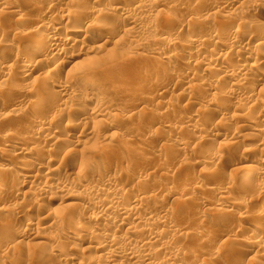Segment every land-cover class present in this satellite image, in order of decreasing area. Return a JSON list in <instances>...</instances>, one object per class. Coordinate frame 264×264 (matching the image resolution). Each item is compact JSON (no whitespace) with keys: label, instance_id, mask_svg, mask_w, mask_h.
Listing matches in <instances>:
<instances>
[{"label":"rangeland","instance_id":"obj_1","mask_svg":"<svg viewBox=\"0 0 264 264\" xmlns=\"http://www.w3.org/2000/svg\"><path fill=\"white\" fill-rule=\"evenodd\" d=\"M144 1L52 0L51 8L49 7L43 12L42 7L36 9L38 3L36 4L35 1L0 0V49L3 47L2 50L5 51L3 61L7 65L14 63V70L19 71L21 68L20 65H17L19 63L14 58L12 51L10 52L9 48L6 47L7 45L22 42L29 36V38L38 40L42 38V41H45L49 36V30L52 29L56 31L59 28L57 33L59 32L58 34L62 37L63 32L70 31L71 28V31L76 28L75 31L78 32L75 38L76 42L70 45L69 49L64 51L59 59V62H65L66 69L59 73H52L50 76L52 80L49 79L50 83L58 82V85L65 86L63 93H61L63 96L53 97L54 99L49 100V104L43 103L42 105L41 102L38 108L36 107V113L32 115V117H44L46 122H53L54 126L57 127L55 141L50 142L41 133L35 135L33 127L27 125L25 121L22 122L24 128L18 129L20 133L16 130V121L5 118L6 120L0 121V136L13 133L16 130L14 134L17 132L19 136L20 133V137L28 139L25 146L18 147H22L26 152H32L35 156L28 158L25 155L22 160L17 161L15 159L16 162L13 160L4 161L10 155L8 152L15 150L16 147L13 149L1 147L0 144V148L4 152L1 154L2 156L0 155V165L9 169L8 171L5 169L6 173H14L16 168L20 166L32 165L28 173L41 178L48 168L53 167L52 169L56 168L57 172L51 174L50 184L55 185L64 177L72 180L75 186L80 184L71 189L70 192H63L62 189L60 192V189L55 186L54 191L51 190L44 198L41 197L42 199L36 200L32 197L33 195H30L32 190L27 188L15 195L16 198L13 202H11L13 198L9 201L10 197L7 195L9 198L5 197L6 199L1 205L8 207V209L17 210L16 212L20 210L22 217L15 218L11 210L6 215H0V264H64L66 260L70 264H103L105 261L103 251L98 253L81 251V248L78 247V241H75V246L67 243L64 234L73 233L77 230L69 227L71 221L81 222L87 228L96 229V232L103 229L113 234L119 241H123L124 245L130 244L133 248H138L139 251L134 253L136 257L141 256L142 248L139 246L146 244L149 234L157 233L160 244L148 242L144 247V250H149L152 253L150 262L155 264H162L161 262L165 261L166 255L170 252L178 255L177 261L173 264H264V259L260 257L264 251L258 252L257 248H253L245 242L246 238L253 232L259 234L264 232V192L260 191L263 190L261 188L264 187V180L260 181L257 176L254 178V174H251V176L248 175L247 186L237 182V178L240 177L241 170L245 166L241 161L244 158L243 151H251L250 162L255 163L258 160V139L260 136L258 137L256 130L264 128V122L261 121L262 117H260L264 111L254 104V99H260L264 96V76L263 79L258 80L256 76H250V78L237 73L225 79L219 71L204 69L205 64H210L212 67L218 66L216 54H222L223 51L229 54L227 56L226 53L224 59H219V61H223L222 64L224 65L222 66L228 64L237 67L255 63L254 65L260 74L264 75V60H262L264 59V47H260L262 49H258L257 53L254 52L256 56H251L248 59L245 54L249 48L253 50L254 47L252 48L253 42L249 43L246 37L239 35L237 38V41L239 40L238 46H242V49L237 47L230 50L222 35L212 40L210 34V31L216 30L219 33H226V37L227 35L230 36L242 23L243 27L241 26V28H244V31L241 30L247 33V36L255 35L257 28L250 22L264 19V0H253L254 2L252 0H239L236 3L232 2L234 0H224L228 11L225 10L222 13L210 10V8L215 7V5L219 6L223 0ZM115 4L120 6L122 10L125 8L123 11L126 12H131L137 4H142L140 10L136 11L137 13L134 11L131 13L137 18L139 25L136 27L138 28L137 33L129 35L127 30L130 26L125 22H119L120 19L118 16L116 17L115 12L106 10L111 9L110 7L115 6ZM230 5L232 9L229 7ZM235 7L236 9H234ZM70 9H75L74 13L76 10V13L81 12L79 14L80 19L62 20L60 15ZM35 24H38L39 30ZM154 24L157 26L155 31L152 29ZM260 25L264 27V21H261ZM167 28L172 30L174 36L171 35L172 43L165 45L162 44L161 38H163L162 35ZM261 31L264 30L261 29ZM261 31L256 34L263 33ZM92 34L95 35V38ZM86 35L92 37L91 43L86 42L87 53L80 51L83 56H78L79 58L75 59L80 61V66L70 70L69 56L74 54L77 56L78 49L81 47L83 49V45L81 46L79 43L85 41ZM187 36H198L202 40H207L204 41L202 53L199 52L200 54L197 55V47L184 42ZM98 37H103L104 41L109 43H103ZM82 39L83 41H81ZM131 39L139 40L144 48L133 46L129 42ZM218 39L223 40L224 44L221 40L219 41L222 47L221 44L219 46ZM182 42L183 45H181ZM159 49H162L163 56L160 60L153 53ZM235 50L236 52L239 51L236 54H243L238 56L234 54ZM175 53L187 55L192 62L190 60L188 65L179 61L178 69L169 64L168 67L165 63ZM204 55L206 59L203 60L201 57ZM235 55L236 57H234ZM255 58L257 60H254ZM39 60L41 58L36 60L37 65L34 64L35 62L33 63L34 66L37 67L40 63L42 65L40 64L38 67L47 66L48 58L44 62H38ZM33 64H29L30 67ZM162 66L167 67L165 69ZM217 66L215 68H218ZM39 69L25 83L33 87L38 79L41 70ZM183 69H188V71L185 70L186 73H189L186 75L188 80H185L186 76L182 80L174 77L176 70L184 71ZM16 72L13 71L11 76L15 75ZM168 73L169 75H167ZM157 74H162L164 77L165 84L163 85L166 86L165 89L167 90L164 89L162 94L157 90L161 82L159 84L152 83ZM239 77L245 79L247 77L252 79L249 82L253 81L250 84L251 88L248 87L249 85L247 86V91L250 92L242 94V100L240 97L243 91L235 90ZM13 80L14 78L8 81L9 83L12 81L10 86L9 83L7 84L10 88L15 82ZM2 83L0 87H3L5 82ZM63 83L65 84L63 85ZM189 83L193 85L194 89L191 93L186 94L182 91ZM74 91L78 92L77 100L73 98L72 101L69 100L71 97L66 98ZM247 91L245 90V92ZM19 94L24 98H21ZM30 94L24 93L23 95L16 89L11 92L12 96L10 95V97H14L13 99L18 103L23 99L22 106L31 107L35 106L37 99L29 101ZM87 95L97 96L107 106V117L98 119L102 122L98 120L96 122L91 115L90 109L93 105L88 104L83 106L84 108L81 106L80 99L87 97ZM250 95L253 96L251 101L247 98ZM190 98H194L197 104L189 102ZM213 99L222 101L220 107L213 108L207 105L206 102ZM47 105L49 109L46 110ZM51 105L53 109H50ZM153 111L164 112L163 120L161 119L159 124L154 126L156 129L158 126L159 128L162 126L161 128H164L162 131L165 133L157 132L154 126L146 125V128L145 125H141L142 127L138 125L136 128L135 119L143 118V116V119L147 117L150 119L154 114ZM202 114H206V117H202ZM233 114L235 119L229 117ZM183 115L190 117L199 126V130H194L190 125L184 123ZM226 116L228 118H225ZM9 121H12L11 124L9 123L10 125L8 124ZM69 121L72 123L69 124ZM241 125H244V128L237 132L236 128ZM90 130L94 134L90 132V135H86L85 133ZM152 131H156L158 135ZM215 132L218 133V136H215ZM232 138H235L237 144H231ZM261 139L262 137L259 140ZM180 143H183V147L179 149L177 145ZM45 154L46 156H44ZM157 158L163 163H156ZM36 164L37 166H35ZM103 165L109 166V175L116 178V190L121 188L128 195L143 192L147 198L149 195H154L153 197L150 196L152 200L149 199L148 202H144L135 215H127L124 221H120V216L116 217V213L112 215L115 216L113 218L114 223H110L111 221L109 223L99 222L100 225L92 221L86 210L83 213L81 205L85 202L92 204V201L104 199L102 192L89 191L92 186L104 183V179L94 177L93 172L97 167ZM80 166H87L88 172L86 174L79 172L80 168L78 169V167ZM31 169L32 171H30ZM36 172L38 173L36 174ZM69 174L70 177L68 178ZM259 181L262 183H258ZM218 192L224 193L220 195ZM220 196L224 200H221ZM78 204L80 207L77 206ZM90 208L91 211H88L90 216L98 214V212V216H101L102 212L96 207L91 206L88 209ZM148 213L153 218L163 217L170 213L169 227L160 226L159 228L153 224L145 227L144 221L146 222ZM138 217H140L139 220H137ZM26 220L31 224L28 225ZM120 223L122 224L121 232L128 229L134 231V236L128 239L122 235L120 237L121 232L115 227ZM98 227L101 229L99 230ZM176 229L181 231V234L174 236L173 231H177ZM198 232L205 233V236L203 240L195 242L197 244L194 245V240L191 241L188 238L192 239V236ZM141 242L145 243L141 244ZM164 245L167 247L165 248ZM245 250L247 251L245 252ZM257 253L259 257H257ZM254 255L256 257H253ZM122 257H119L121 259L118 261L119 264L132 263V261Z\"/></svg>","mask_w":264,"mask_h":264},{"label":"bare ground","instance_id":"obj_2","mask_svg":"<svg viewBox=\"0 0 264 264\" xmlns=\"http://www.w3.org/2000/svg\"><path fill=\"white\" fill-rule=\"evenodd\" d=\"M31 1H35L36 2V4L38 3V6H36V9H37V7H42L41 9H43V12H44V10H48V8L52 5L51 4V1L52 0H31ZM58 1V0H57ZM95 1H97V2H99V1H101V0H95ZM111 1V0H110ZM118 1V0H117ZM120 1V0H119ZM122 1V0H121ZM146 2L148 1H150V0H145ZM144 1V2H145ZM205 1H207V0H205ZM236 1H239V0H234V1H232V2H234V3H236ZM253 1V0H252ZM255 1V0H254ZM253 1V2H254ZM17 2V1H16ZM56 2V1H55ZM139 2V1H138ZM221 2V1H220ZM229 3H230V1H228ZM244 2V1H243ZM248 2V1H247ZM252 2V3H253ZM63 3V2H62ZM83 3V2H82ZM95 3V2H94ZM184 3V2H183ZM216 3V2H215ZM238 3V2H237ZM240 3V2H239ZM5 4V3H4ZM54 4V3H53ZM57 4H59V3H57ZM175 4V3H174ZM220 4V3H219ZM231 4H233V3H231ZM243 4V3H242ZM255 4V3H254ZM9 5V4H8ZM40 5V6H39ZM42 5V6H41ZM67 5V4H66ZM78 5V4H77ZM181 5V4H180ZM229 5V4H228ZM251 5V4H250ZM253 5V4H252ZM7 6V5H6ZM84 6V5H83ZM211 6H213V5H211ZM235 6V5H234ZM233 6V7H234ZM239 6H240V4H239ZM244 6V5H243ZM248 6V5H247ZM258 6V5H257ZM15 7V6H14ZM54 7V6H53ZM56 7V6H55ZM142 7V4H137L135 7H134V9L132 10V11H134V13L136 12V11H138V10H140V8ZM231 9H232V7H231V5L229 6ZM237 8H238V5L236 6ZM236 7L234 8V9H236ZM51 8V7H50ZM76 8V7H75ZM78 8V7H77ZM83 8H85V7H83ZM92 8V7H91ZM111 9H106V10H108V11H111V12H115L116 13V17L118 16V18L120 19V20H118L119 22L120 21H122V22H125L127 25H129L130 26V28L127 30V32L129 33V35L131 34H135V33H137L138 31V28H136L137 26H139L138 25V23H137V18H135L131 13H132V11L131 12H126V11H123V10H125V8L122 10L121 9V7L120 6H117L116 4H115V6H113V7H110ZM239 8H241V7H239ZM7 9V8H6ZM10 9V8H9ZM39 9V8H38ZM40 9V10H41ZM73 9V8H72ZM72 9H70V10H72ZM68 11V12H63V14H61L60 16H61V19L62 20H78V19H80L79 18V14H81V12H77L76 13V11H75V13L73 12L74 10H72V11ZM91 10V9H90ZM210 10H215L216 12H220V13H222V12H224L225 10H227V5H225V2H224V0H223V2L219 5V6H216L215 5V7H211L210 8ZM240 10V9H239ZM88 11H89V9H88ZM176 11V10H175ZM188 11V10H187ZM228 11V10H227ZM235 11V10H234ZM252 11V10H251ZM39 12V11H38ZM42 12V13H43ZM46 12V11H45ZM48 12V11H47ZM84 12V11H83ZM92 12V11H91ZM90 12V14H92ZM137 13V12H136ZM232 13V12H231ZM234 13V12H233ZM40 14V13H39ZM48 14H49V12H48ZM97 14V13H96ZM170 14H171V12H170ZM175 14V13H174ZM102 15V14H101ZM169 15V14H168ZM232 15V14H231ZM82 17H83V15H82ZM155 17V16H154ZM241 17V16H240ZM239 17V18H240ZM229 18V17H228ZM236 18H237V16H236ZM18 20V19H17ZM36 21V20H35ZM103 21V20H102ZM164 21V20H163ZM230 21H231V19H230ZM261 21H264V19H262V20H260V21H253L252 23L250 22V24L251 25H254V27L255 28H257V30L258 31H261V29L262 30H264V27H261ZM40 22V21H39ZM153 23V22H152ZM190 23V22H189ZM227 23V22H226ZM95 24V23H94ZM104 24V23H103ZM196 24V23H195ZM199 24V23H198ZM212 24V23H211ZM263 24V23H262ZM36 25V24H35ZM220 25V24H219ZM243 25H244V23H243ZM36 26H38V24L36 25ZM88 26V25H87ZM86 26V27H87ZM241 26H242V23H241V25H240V27H236L237 29L235 30V32L232 34V35H230V36H228L227 35V37H226V33H219V31L217 32L216 30L215 31H210L211 33V36H212V40H215V39H217L218 37H220L221 35H222V37L224 38V41H225V43L227 42V45H228V47H229V49L231 50H233V49H235V48H237V47H239V48H241L242 49V46L240 47V46H238L239 44H238V41H237V38L239 37V35H241V36H244V37H246V39H247V41L249 42V43H251V42H253V45H252V48L254 47V49L253 50H250V48H249V50L246 52L247 54H245V56L249 59V58H251V56H256V54L254 53V52H258L259 50L258 49H262V48H260V47H264L263 45H264V31H261V32H263V33H260V34H256L258 31L256 30V33H255V35L253 34V36H247L246 34L247 33H244L243 31V29L244 28H241ZM246 26V25H245ZM263 26V25H262ZM243 27V26H242ZM253 27V26H252ZM35 28V27H34ZM39 28V26L37 27V29ZM40 28H41V25H40ZM43 28V27H42ZM88 28H89V26H88ZM87 28V29H88ZM105 28H107V27H105ZM179 28V27H178ZM250 28V27H249ZM36 29V28H35ZM49 29V28H48ZM72 29V28H71ZM71 29H70V31L69 30H67V31H64L63 33V37L60 35V34H58L57 33V30H59V28L55 31V29H52V30H49L50 32L48 33L49 34V36L46 38V40L45 41H42V38L40 39L39 38V40L38 39H36V38H27L26 40H24V41H20V42H16V43H12V44H10V45H5L6 47H8L9 48V51L11 52L12 51V53L14 54V58L16 59V61L19 63V64H17V65H20V68H21V70H14L15 69V66L13 67V65H15L14 63H13V65H7L4 61H3V57H4V53H5V51L4 50H2L3 49V47H2V49H0V85H1V83L2 82H5L4 83V86L3 87H0V121L1 120H3V119H5V118H10L11 120H13V121H16V126H17V131H19V130H21L20 128H24V123H23V125H22V122H24L25 121V123L27 124V125H29V126H31V127H33L32 129L34 130V134L35 135H38V134H36V133H41V135H44L43 137L45 138H47V140H49L50 142H53V141H55V139H56V129H57V127L56 126H54V124H53V122H46L45 121V118L43 117V118H40V117H32V115H34L35 113H36V109L38 108V105L42 102V105H43V103H50L49 102V100L50 99H52L53 97L55 98L56 96L57 97H59V95H60V97H61V93H63V88L65 87H63V86H60V85H62V84H60V85H58L56 82H53V83H50L49 82V79H51L50 78V76H52L51 74L53 73H59V72H62V71H64L65 69H66V67H65V62H59V59L61 58V56H62V54H63V52L64 51H66V50H68L69 49V47H70V45H72L74 42H76V40H75V38H76V35H77V33L78 32H76L75 31V29H73L74 31H71ZM86 29V28H85ZM92 29V28H91ZM109 29V28H108ZM153 31H155L156 29H157V26L154 24V26H153ZM160 29V28H159ZM202 29V28H201ZM243 31H242V30ZM39 30V29H38ZM45 30H46V28H45ZM249 30V29H248ZM35 31V30H34ZM33 31V32H34ZM37 31V30H36ZM40 31H42L41 29H40ZM202 31V30H201ZM253 31V30H252ZM255 31V30H254ZM62 32V31H61ZM82 32V31H81ZM85 32V31H84ZM250 32V31H249ZM127 33V34H128ZM36 34V33H35ZM124 34V33H123ZM31 35H33V34H31ZM164 35V36H163ZM163 35H162V37L163 38H161V42H162V44H169L170 42L172 43V36L171 35H173L174 36V34H172V30L171 29H169V28H167L166 29V32H164L163 33ZM51 36V38H49ZM92 36H94V38H95V35L94 34H92ZM123 36V35H122ZM208 36V35H207ZM31 37H33V36H31ZM222 37H221V39H222ZM99 38V37H98ZM135 38V37H134ZM85 41H83V39L81 40V41H83V42H81V44L79 43V45H83V49H82V47H81V49H78L79 50V52L80 51H84V52H86V50H88V48L86 47V45H87V43L89 44V43H91V40H92V37L91 36H85ZM97 39V38H96ZM221 39H218V42L221 40ZM99 40H101L103 43H109V42H105L104 40V38L103 37H100L99 38ZM122 40V39H121ZM77 41H79V40H77ZM204 41H207V40H205V39H200L198 36L197 37H186L185 39H184V42L185 43H190L191 45H193V46H195V47H197V49H198V51H197V55H199L200 53L199 52H201L202 51V48H204V45H205V42ZM211 41V40H210ZM222 41V44H224V42H223V40H221ZM4 42V41H3ZM80 42V41H79ZM87 42V43H86ZM133 46H135V47H137V48H141V47H143L144 48V45L142 44V43H140L139 42V40H135V39H131L130 41H129ZM128 42V43H129ZM145 42V41H144ZM179 42H180V40H179ZM212 42V41H211ZM217 42V41H216ZM217 42V43H218ZM247 42V43H248ZM127 43V44H128ZM170 43V44H171ZM214 43H215V41H214ZM176 44H178V43H176ZM220 42H219V46H220ZM222 44H221V47H222ZM106 45V44H105ZM143 45V46H142ZM146 45V44H145ZM180 45V44H179ZM181 45H183V42H182V44ZM224 46V45H223ZM72 47V46H71ZM77 47V46H76ZM146 47V46H145ZM181 47V46H180ZM251 47V46H250ZM7 48V49H8ZM225 48V47H224ZM91 49H93V48H91ZM77 50V49H76ZM238 50V49H237ZM263 50H264V48H263ZM90 51V50H89ZM262 51V50H261ZM71 52V51H70ZM79 52H76V53H78L77 54V56L75 55H70L69 56V60H70V70H71V68H78V65H79V63H80V61L78 62L77 60H75L78 56H83V54H81V52L79 53ZM164 52V51H163ZM188 52V51H187ZM219 52V51H218ZM237 52H239V51H237ZM236 52V50H235V52H234V54H236L237 53ZM256 52V53H257ZM83 53V52H82ZM87 53V52H86ZM157 57H158V59L160 60L163 56H162V49H159V51H154L153 52ZM199 53V54H198ZM202 53V52H201ZM226 53H227V56H228V52H223L222 51V54H216V57L218 56V61H216V62H219V65L217 66V65H215V66H217L218 68H215V66L214 67H212L210 64H205L206 66H205V70H207L208 68H209V70H213V71H219V73L222 75V77H224L225 79H227V78H230V77H232L234 74L236 75L237 73H241L242 75H244V76H247V77H250V76H256V78L258 79V80H260V79H263V74L261 73L260 74V72L258 71V68L254 65L255 63H253L252 65H239V66H237V67H234V65H228V64H226V66H222V65H224V64H222L223 63V61L221 62V61H219V59L221 60V59H224V56L226 55ZM7 54V53H6ZM68 54V53H67ZM233 54V55H234ZM240 54H243V53H240ZM240 54L238 55V54H236V55H238V56H240ZM255 54V55H254ZM236 55L234 56V57H236ZM193 56H194V54H193ZM132 57V56H131ZM191 57V56H190ZM257 57H258V55H257ZM38 58H41V60H39L38 62H44L47 58H48V64H47V66L46 67H38L40 64L42 65V63H38L39 65L36 67V66H34V64L35 65H37L36 63V60L38 59ZM79 58V57H78ZM128 58V57H127ZM126 58V59H127ZM203 60L204 59H206V56L204 55V56H202L201 57ZM240 58V57H239ZM14 59V60H15ZM209 59V58H208ZM168 60V59H167ZM190 58L187 56V55H183V53L181 54V53H179V54H177V53H175V54H173V56L171 57V58H169V60L167 61V63H165V64H167V66L169 67V65H171V66H175V67H177V69H178V62L179 61H181V62H183V63H185V64H188L189 65V63H190ZM193 60H194V58H193ZM254 60H257L256 58L254 59ZM253 60V61H254ZM262 60H264V59H262ZM7 61H8V59H7ZM15 61V62H16ZM47 61V60H46ZM162 61V60H161ZM225 61V60H224ZM16 62V63H17ZM35 62V63H34ZM191 62H192V60H191ZM9 63V62H8ZM33 64V66H31L30 67V65L29 64ZM162 63V62H161ZM200 63V62H199ZM220 63H221V65H220ZM6 64V65H5ZM44 64V63H43ZM169 64V65H168ZM181 65V64H180ZM80 66V65H79ZM82 66V65H81ZM167 66H162L163 68H165V67H167ZM211 66V67H210ZM41 70H40V69ZM162 68V69H163ZM171 68V67H170ZM174 68V67H173ZM37 69H39L40 70V72H39V74H38V79H37V81H36V84L33 86V87H31L29 84H27V83H25V81H27V79H29L32 75H33V73H35L36 71H37ZM166 69V68H165ZM169 69V68H168ZM182 69V68H181ZM73 70V69H72ZM156 70V69H155ZM164 70V69H163ZM162 70V71H163ZM184 71H181V70H176L177 72H175V75H174V77L175 78H177V79H184V77L186 76V75H188L189 73H186V71H188V69H183ZM186 70V71H185ZM190 70V69H189ZM208 70V71H209ZM13 71H17L16 72V74L15 75H13V76H11V74L13 73ZM161 71V70H160ZM159 71V72H160ZM192 71V70H191ZM164 72H165V70H164ZM161 73V72H160ZM163 73V72H162ZM191 73V72H190ZM67 74H68V72H67ZM156 74V73H155ZM9 75H10V77H9ZM167 75H169V73L167 74ZM166 75V76H167ZM192 75V74H191ZM194 75V74H193ZM8 77H9V80H12V78H14V80L13 81H15L14 83H12L13 84V87H9L10 86V83L12 82V81H10V83L8 82L9 80H8ZM66 77V76H65ZM167 77H169V76H167ZM173 77V76H172ZM246 77V79L245 78H238V84L237 85H235L236 86V88H235V90H239V92L240 91H243L242 93H241V100H242V94H248L249 92L247 91L248 89H247V86L248 87H250V84H252V82H249V78H247ZM140 78V77H139ZM149 78V77H148ZM147 78V79H148ZM251 78V77H250ZM70 79V78H69ZM138 79V78H137ZM190 79V78H189ZM52 80V79H51ZM67 80V79H66ZM185 80H188L187 79V76H186V78H185ZM252 80V79H251ZM250 80V81H251ZM257 80V82H259ZM17 81V82H16ZM68 81V80H67ZM137 81V80H136ZM256 81V80H255ZM66 82V81H65ZM139 82V81H138ZM148 82V81H147ZM161 82V86L160 85H158L159 86V88L157 89L158 90V92L160 91L161 92V94L163 93V91H164V89H165V87L166 86H164L163 84H165L164 83V77H163V75L162 74H157L154 78H153V82L152 83H154V84H159ZM171 82V81H170ZM9 83V86L7 85ZM169 83V82H168ZM187 83V82H186ZM3 84V83H2ZM11 84V85H12ZM65 83H63V85H64ZM254 84V83H253ZM68 85V84H67ZM66 85V86H67ZM153 85V84H152ZM169 85V84H168ZM150 86H151V84H150ZM154 86V85H153ZM152 87V86H151ZM251 88V87H250ZM16 89H18V92H21L23 95H24V93L26 94H30V97H28V100L29 101H31V100H33V99H37V103L35 104V106H31V107H28V106H26V107H23L22 106V104H21V102H22V100L23 99H21V102L20 103H18L16 100H14L13 98H11L10 97V95H11V92H13V91H15ZM138 89V88H137ZM193 85H191L190 83H189V85L187 86V87H184L183 88V91L182 92H186V94H189V93H191V91H193ZM165 90H167V89H165ZM234 90V91H235ZM245 90L247 91V92H245ZM260 91V90H259ZM17 92V91H16ZM15 93V92H14ZM254 93V92H253ZM13 94V93H12ZM185 94V93H184ZM233 94H236V93H233ZM239 94V93H238ZM15 95V94H14ZM20 95V97L21 98H24V96L22 97V95L21 94H19ZM182 95V94H181ZM240 95V94H239ZM253 95V94H252ZM256 95H258V94H256ZM262 95H263V93H262ZM12 96V95H11ZM26 97L28 96V95H25ZM63 96V95H62ZM68 96V95H67ZM190 96V95H189ZM258 96H260V95H258ZM71 97V99H69V100H72L73 98L75 99V100H77V97H78V92H76V91H74L73 93H71V95L69 94V97H66V98H70ZM76 97V98H75ZM220 97V96H219ZM238 97V96H237ZM251 97H253V96H248L247 98H249L250 99V101H251ZM255 97V96H254ZM261 97V96H260ZM53 98V99H54ZM66 98H64V99H66ZM58 99V98H57ZM63 99V100H64ZM73 99V100H74ZM237 99V98H236ZM245 99V98H244ZM248 99V100H249ZM67 100V99H66ZM72 100V101H73ZM81 101V106L83 107H85V106H87L88 104H90V106L91 105H93V107H92V109H90V112H91V115L94 117V119H95V121L96 120H98V119H102V118H105V117H107V114H108V108H107V106L105 105V103L100 99V98H98L97 96H95V95H87V97L85 96L83 99H80ZM53 101V100H52ZM60 101V100H59ZM196 101V100H195ZM195 101H194V98H190V100H189V102H191L192 104H197V103H195ZM254 104L255 105H257V106H259L263 111H264V96H263V98H260V99H258V98H256V100L254 99ZM25 102V101H24ZM54 102V101H53ZM53 102H52V104H53ZM64 102H66V101H64ZM70 102V101H69ZM206 103H208L207 105H209V106H212L213 108H215V107H220V105L222 104V101H220L219 99L217 100V99H213V100H210V101H207ZM205 103V104H206ZM241 103V102H240ZM238 104V103H237ZM54 105V104H53ZM52 106V105H51ZM50 106V109L52 108L53 109V106L51 107ZM55 107H56V105H54ZM240 106V105H239ZM37 107V108H36ZM46 107V106H45ZM47 107L48 108H46V110L47 109H49V106L47 105ZM83 107V108H84ZM160 107V106H159ZM253 107H254V105H253ZM57 108V107H56ZM43 109V108H42ZM41 109V110H42ZM239 109V108H238ZM45 110V111H46ZM44 111V110H43ZM167 111V110H166ZM246 111V110H245ZM154 112V111H153ZM248 112V111H247ZM253 112V111H252ZM164 116V112H161V111H155L154 112V114H152V117L149 119V117H147V118H145V119H143L144 118V116H143V118H136L135 119V125H136V128H137V126L138 125H140V127H142L141 125H147V126H149V127H153L154 125H156V124H159V122L161 121V119L163 120V117ZM167 116V115H166ZM184 116V115H183ZM182 116V117H183ZM243 116V115H242ZM165 117V116H164ZM202 117H206V114H202ZM230 118L231 117H234V119H235V116H234V114L233 115H230L229 116ZM239 117H241V116H239ZM260 117H262V119H261V121L262 122H264V114H262ZM122 118V117H121ZM130 118V117H129ZM168 118V117H167ZM225 118H228V116H226ZM6 120V119H5ZM9 120V119H8ZM87 120V119H86ZM183 122L184 123H186V124H188V125H190V127H192V128H194V130L195 129H197V130H199V126H197V124L195 123V122H193L192 121V119L190 118V117H188L187 115H185L184 117H183ZM47 121H48V119H47ZM54 121V120H53ZM84 121H85V118H84ZM99 122L101 121L102 122V120H98ZM12 122V121H11ZM11 122L9 121L8 122V124L10 123L11 124ZM97 122V121H96ZM70 123H72V122H70L69 121V124ZM9 124V125H10ZM56 124V123H55ZM164 124V123H163ZM162 124V125H163ZM15 125V124H14ZM79 125V124H78ZM88 125V124H87ZM147 126H146V128H147ZM162 127V126H161ZM159 128V126H158V128L156 129L155 128V126H154V128H155V130L157 131V132H159V133H165L164 131H162L164 128ZM165 127V126H164ZM237 127V126H236ZM261 127V126H260ZM263 127V126H262ZM139 128V127H138ZM244 128V125L242 126H238L237 128H236V131L237 132H239L241 129H243ZM19 129V130H18ZM153 129V128H152ZM151 129V130H152ZM259 130H256V133H257V135H258V137L260 136V137H262V139L261 140H259L260 139V137H259V139H258V141H259V144H258V146H259V149H258V154H257V159L258 160H256V162L254 163V162H250V157H251V151L250 150H245V151H243V156H244V158H242L241 159V161H242V164H245V166L243 167V170H241L242 172H241V175H240V177L239 178H237V182H239V183H241V184H246V186H247V184H248V178H249V176H251V174L253 175L254 174V178H255V176H257L258 177V180H264V128H258ZM15 130V131H16ZM56 130V131H55ZM83 130V129H82ZM86 130V129H85ZM15 131L13 132V133H6L5 135H2V136H0V144H1V147L3 146V147H9V148H15V150H11L10 152H8L10 155H9V157L6 159H4V161H8V162H10L11 160H13V161H15V159L17 160V161H19L20 159L22 160V159H24V157H25V155L28 157V158H32V157H34L33 156V153L32 152H26V150L25 149H23L22 147L23 146H25L26 145V143L28 142L27 140H26V138L25 139H23L22 137H20V133H19V136L17 135V132H16V134H14L15 133ZM94 131V130H93ZM156 131H152V132H156ZM162 131V132H161ZM90 132H91V134L93 133L91 130L90 131H88L87 133H85L86 135H90ZM156 132V133H157ZM145 133V132H144ZM143 133V134H144ZM94 134V133H93ZM97 135V134H96ZM95 135V136H96ZM155 135V134H154ZM157 135H158V133H157ZM256 135V136H257ZM22 136V135H21ZM40 136V135H39ZM82 136V135H81ZM92 136V135H91ZM215 136H218V133H216L215 132ZM42 138V137H41ZM45 138V139H46ZM233 140L231 141V144H237V142L235 141V138H232ZM44 141V140H43ZM33 142V141H32ZM183 144V143H182ZM181 143L179 144V145H177V148H182L183 147V145H182ZM18 146H22V147H18ZM140 148L142 147V146H139ZM139 148V149H140ZM33 151V150H32ZM178 151V150H177ZM180 151V150H179ZM182 151V150H181ZM248 151H250V152H248ZM256 152V151H255ZM4 152H3V149L2 148H0V155L1 154H3ZM5 153H6V151H5ZM39 153V152H38ZM41 153V152H40ZM50 154V153H49ZM254 154V153H253ZM178 155V154H177ZM2 156V155H1ZM41 156H42V154H41ZM44 156H46V154L44 155ZM43 156V157H44ZM255 156V155H254ZM50 157V156H49ZM1 159V158H0ZM3 159V158H2ZM43 160V159H42ZM26 161V160H25ZM50 161V160H49ZM48 161V162H49ZM156 163H158V164H160L161 162L163 163V161L162 160H160L159 158H157L156 160ZM155 161H154V163H155ZM16 162V161H15ZM7 163V162H6ZM12 163V162H11ZM25 163H28V162H25ZM161 163V164H162ZM157 164V165H158ZM39 165V164H38ZM32 166V165H31ZM30 165H25V166H20V167H17L16 168V172H14V173H9V172H7L6 173V170L5 169H7V167L5 166H3V167H1V165H0V215L1 214H8V211H13V216H15V218H20V217H22L20 214V210L18 211V212H16L15 210H12L11 208L10 209H8V207H5V206H2L1 204H2V202L6 199L5 197H7V195H9V197H10V200L9 201H11V199H12V201L11 202H13L14 201V199L16 198L15 197V195H17L20 191H22V189H24V188H27L28 190H32V192H31V196L32 197H34V200H36V199H42V198H44L45 197V195L47 194V193H49L51 190H55V188L57 187V189H60V192L63 190V192L65 191H69L70 192V190L71 189H73L74 187H76V186H78V185H80V184H76V186H75V184L73 183V181L72 180H70V179H65L66 177H64V179H62L61 181H59V182H57L55 185H52V184H50L49 183V178H50V176H51V174L53 173V172H57L56 171V168L55 169H52V168H48V170H47V172H45L44 173V175H43V178H41V177H39V176H37V175H35V176H32L31 174H29L28 173V170H29V168L31 167ZM35 166H37V164L35 165ZM69 166V165H68ZM58 167V166H57ZM62 167V166H61ZM72 168V167H71ZM80 168V169H79ZM62 169V168H61ZM78 169L80 170L79 172H82V174H86L87 172H88V167L87 166H80V167H78ZM110 168H109V166H105V165H103V166H99V167H97L93 172H94V177H100L102 180L104 179V183H102V184H100V185H97V186H92L91 188H89L90 190L89 191H97V192H102L103 194H104V199L101 201V200H99V201H92V204H87V202H85V203H83V205H81V209H82V211H83V213H85L84 212V210H86V212H87V215H88V217H90V219H92V221H94L95 223H97V224H100L99 222H110V223H114L113 222V218L116 216H120V221H124V219H126V216L128 215H130V216H132V215H135V213H137L138 211V208H140L141 207V205H143V203L144 202H148V200L150 199V196L151 197H153L152 195H149L148 197L149 198H147V195L145 194V193H130L129 195L127 194V193H124L123 192V190L121 189V188H118V190H116V188H115V183H116V178L113 176V175H109L110 173H109V170ZM9 169H7V171H8ZM57 170H59V169H57ZM30 171H32V169L30 170ZM29 171V172H30ZM34 171V170H33ZM67 171V170H66ZM32 173V172H31ZM38 172H36V174H37ZM243 173V174H242ZM7 174V175H6ZM67 174V173H66ZM6 175V176H5ZM65 175V174H64ZM249 175V176H248ZM68 176V175H67ZM70 177V174H69V176H68V178ZM84 177H85V175H84ZM51 179V178H50ZM106 179V180H105ZM57 181V180H56ZM72 181V182H71ZM93 181V180H92ZM253 181V180H252ZM258 182V183H262V182ZM238 183V184H239ZM264 183V182H263ZM54 184V183H53ZM255 184V183H254ZM74 185V186H73ZM260 186H261V184H259ZM56 186V187H55ZM264 186V185H263ZM55 187V188H54ZM81 187V186H80ZM79 188V187H78ZM62 189V190H61ZM88 189V188H87ZM261 189H263L264 190V187H262ZM27 190V191H28ZM53 190V191H54ZM263 190H260V191H262V192H264ZM58 192H59V190H57ZM88 191V192H89ZM72 192H73V190H72ZM224 193V192H223ZM222 192H218V194H220V195H222L223 194ZM29 195V194H28ZM128 195V196H127ZM185 196V195H184ZM9 197H7V198H9ZM18 197V196H17ZM20 197V196H19ZM42 197V198H41ZM221 197V196H220ZM225 197V196H224ZM30 198V197H29ZM184 198V197H183ZM31 199V198H30ZM150 200H152V199H150ZM187 200V199H186ZM221 200H224V199H222V197H221ZM7 201V200H6ZM30 201V200H29ZM28 201V202H29ZM81 201V200H80ZM20 204V203H19ZM234 204V203H233ZM232 204V205H233ZM232 205H231V208H232ZM78 207H80L79 206V204L77 205ZM88 206V207H87ZM91 206H94V207H96L100 212H102V214H101V216H98V214H99V212H98V214H95V215H89L88 214V211H91V208L90 209H88L89 207H91ZM234 206H236L235 204H234ZM13 209H16V207L14 208L13 207ZM79 209V208H78ZM232 211V210H231ZM114 212V213H113ZM227 212H230V211H227ZM11 213V212H10ZM82 213V212H81ZM113 213V214H112ZM116 213V215L113 217L112 215H114ZM137 215V214H136ZM148 215V217H147V219L146 218H144V219H146V222L144 221V226L146 227H148V226H151L152 224L153 225H156V226H159V228H160V226H165V227H167L168 226V223H169V220H170V217H171V214L170 213H167V214H165V216H163V217H159V218H153V217H151L150 216V213H148L147 214ZM2 216V215H1ZM153 216V215H152ZM140 219V217H138V219L137 220H139ZM143 219V220H144ZM30 220V219H29ZM56 220V219H55ZM58 220V219H57ZM115 220V219H114ZM141 220H142V218H141ZM29 221H27L26 220V223L28 224V225H30L31 223H28ZM55 222H57V221H55ZM70 223V226L69 227H71V229H77L75 232H68L67 234H64L65 236H66V240H67V243H69V244H71V245H74V243H75V241H78V243H79V245H78V247L79 248H81L80 250L81 251H93V252H95V253H98V252H104L103 254H104V257H105V261H103V264H119V262L118 261H120L121 259L119 258V257H121V256H123L122 258H126V260L128 259L130 262L132 261V263L131 264H155V263H153V262H150V259H151V254L152 253H150V251L149 250H144V247H145V245L148 243V242H157V243H159L160 242V239H159V235L157 234V233H151V234H149V236H148V241L146 242V244H142V243H145V242H141V246H139V247H141L142 249H141V251H142V254H141V256H139V257H136L135 255H134V253L136 254L139 250H138V248H133L132 246H130V244H123V241H119L118 240V238L117 237H115L113 234H110V233H108V232H106L105 230H101L100 232H96V229L95 230H93V229H91V228H87V227H85L84 225H82V223L81 222H75V221H71V222H69ZM142 223V222H141ZM141 223H140V225H141ZM54 224V223H53ZM96 224V225H97ZM101 225V224H100ZM99 225V226H100ZM107 225V224H106ZM106 225H104V226H106ZM94 226V225H93ZM122 226V224L120 223V224H118V225H116L115 227L117 228V230L118 231H120L121 232V229H120V227ZM142 226V225H141ZM1 227V226H0ZM95 227V226H94ZM107 227V226H106ZM169 227V226H168ZM171 227V226H170ZM99 228V227H98ZM69 229V228H68ZM101 228H99V230H100ZM174 230V229H173ZM172 230V231H173ZM177 231H173V235L174 236H177V235H179V234H181L180 232L181 231H178V229H176ZM180 230V229H179ZM162 231V230H161ZM163 232V231H162ZM167 232V231H166ZM165 233V232H164ZM263 233L264 232H262V233H255V232H253L252 234H250L247 238H246V240H245V242H246V244L248 243L251 247H253V248H257L258 249V252H263L264 251V236H263ZM121 235H122V237H124L125 239H128V238H131V237H133L134 236V231L132 232V231H129L128 229L127 230H122V232H121V234H120V237H121ZM64 236V237H65ZM172 236V235H171ZM182 236V235H181ZM180 236V237H181ZM185 236V235H184ZM204 236H205V233H203V232H198V233H196V234H194L193 236H192V239H189L188 238V240H191V241H193L194 243L195 242H200V240L202 239L203 240V238H204ZM179 237V236H178ZM171 238V237H170ZM175 238V237H174ZM177 238V237H176ZM185 239V238H184ZM170 240V239H169ZM174 240V239H173ZM146 241V240H145ZM167 242V241H166ZM170 242V241H169ZM193 242H190V243H192V244H194ZM173 243V242H172ZM175 243V242H174ZM177 243V242H176ZM68 244V245H69ZM160 244V243H159ZM197 243H195L194 245H196ZM76 245V246H77ZM75 246V245H74ZM169 246V245H168ZM78 247H75L76 249H78ZM164 247H165V245H164ZM167 247V246H166ZM165 247V248H166ZM247 247V246H246ZM250 247V248H251ZM71 248H72V246H71ZM75 248H73V249H75ZM162 248V247H161ZM169 248V247H168ZM244 249H247V248H244ZM249 249V248H248ZM247 249V250H248ZM256 249V250H257ZM260 249V250H259ZM69 250H70V248H69ZM159 250H161V249H159ZM158 250V251H159ZM172 250V249H171ZM247 250H245V252L247 251ZM250 250V249H249ZM252 250V249H251ZM70 251H72V250H70ZM157 251V252H158ZM162 252V251H161ZM177 252V251H176ZM249 252V251H248ZM252 252V251H251ZM255 252H257V251H255ZM160 253V252H159ZM178 253V252H177ZM243 253H244V251H243ZM253 253V252H252ZM248 254V253H247ZM256 254V253H255ZM217 255V254H216ZM119 256V257H118ZM253 257H256L255 255L253 256ZM257 257H259V255H258V253H257ZM260 257H262L263 259H264V253H261V255H260ZM177 258H178V255L176 254V253H174V252H170V253H168L167 255H166V257H165V261L163 262H161L162 264H173L174 262H176L177 261ZM182 258V257H181ZM163 259H164V257H163ZM98 262V261H97ZM101 263V262H100ZM160 263V262H159ZM64 264H70V262L68 261V260H66L65 261V263ZM121 264V263H120Z\"/></svg>","mask_w":264,"mask_h":264}]
</instances>
